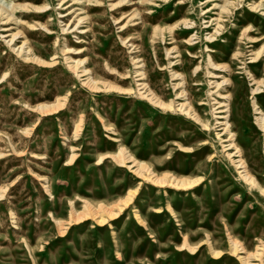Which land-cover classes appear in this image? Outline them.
I'll return each mask as SVG.
<instances>
[{
	"label": "rangeland",
	"instance_id": "374dc122",
	"mask_svg": "<svg viewBox=\"0 0 264 264\" xmlns=\"http://www.w3.org/2000/svg\"><path fill=\"white\" fill-rule=\"evenodd\" d=\"M118 1L0 0V264H264V0Z\"/></svg>",
	"mask_w": 264,
	"mask_h": 264
},
{
	"label": "bare ground",
	"instance_id": "6f19581e",
	"mask_svg": "<svg viewBox=\"0 0 264 264\" xmlns=\"http://www.w3.org/2000/svg\"><path fill=\"white\" fill-rule=\"evenodd\" d=\"M92 1H95V0H84L83 3H91ZM132 0H119L117 2V4H115L116 8H117V11L121 10L123 8L124 5H127V3L131 2ZM225 3L228 2V0H225L224 1ZM230 2V1H229ZM65 5V4H64ZM132 5V3H131ZM182 5V4H181ZM70 6H67L65 7L68 8ZM1 11L3 13H6L7 10L6 7L5 9H3L1 6ZM80 10H83L82 8ZM75 11H69V13L67 15H70L71 13L73 14ZM206 13V12H205ZM138 17L136 19H142V15L139 11H134V13L132 14V17ZM82 18H80L79 20H81ZM139 23L138 22H135L133 25L136 26L138 25ZM185 34V33H184ZM219 35V30H218V27L217 29H215V32L210 35L207 39H206V42L207 44L208 43H211L209 42L211 39L213 41H217V36ZM194 38H190L188 39L186 42H191ZM206 44L205 48L206 49H209V46ZM210 56L208 55V58ZM215 61V60H214ZM216 65V68H225V66H221L219 64H217V62L215 63ZM85 72L87 73H90V70H84ZM140 72V70L138 71ZM177 73V72H176ZM177 76H182L181 78H183V75L181 73H177L176 74ZM214 75V74H213ZM140 78L141 79H144V76H145V73L141 72L139 74ZM187 81V80H186ZM233 82V81H232ZM145 82H142V84L140 85H144ZM227 83V82H226ZM229 83H231L230 79H229ZM186 82L183 83V85H185ZM217 84V83H216ZM148 87H149V84H145L143 86V88H146L147 89V92H148ZM221 87V83L219 82L215 88H220ZM225 87V86H224ZM259 88H256L254 89L255 91H257ZM218 91V90H217ZM180 93V92H179ZM179 96H181L184 100V103L181 105V110H185L186 113H188L189 111H192V112H189V114L191 116H193L194 120H197L200 122V125L203 126L205 129H208V123L205 122V120L201 117V115H199L198 113L195 112V106H193L191 104V102H189V96H188V93L185 91V89H183L181 91L180 94H178ZM220 95L223 99L222 101L218 102V107L217 109H219L220 111L217 112V113H221L222 116L220 117L221 119L223 120H226L225 123L223 124L225 127L223 130H225L227 132V134H230V137L227 141H230L229 143V148L231 149H235V154L237 155V157L239 158L238 161H237V166L238 167L237 169L241 170L239 172L240 176L246 181V182H249L250 184H252L253 186H255L257 183H256V179L255 177L253 176V174L251 173V170H250V163L248 161V159L245 158V152L243 150V148L240 146L239 144V133H237V131H235V126H236V123H231L230 122V118L232 117L233 115V109H234V104H235V101L233 100V97L230 95V94H218ZM223 95V96H222ZM159 96V95H158ZM160 97V96H159ZM154 99V97L152 98ZM154 101V100H153ZM156 101V100H155ZM163 101V100H162ZM158 102V101H157ZM163 105V104H162ZM185 106L184 109H182L183 107ZM254 106L256 107L257 110H259V114L262 115L263 117H261V119L259 120V126L262 128V131H264V111L261 109V107L259 106L258 102H254ZM41 108V107H40ZM179 148L184 150L185 152H192L194 150H192L190 147H187V146H184L183 144H179ZM201 149H205V144H203L201 146ZM130 158V157H129ZM124 161L126 159V157L123 158ZM128 159V158H127ZM130 160V159H129ZM141 164V165H140ZM138 165V173H140V175H143V168L146 166L145 163H139L137 164ZM167 176L166 175H161V176H156L155 179H152L153 181H155L156 183H159V184H164L166 183V178ZM172 180H168L171 184L177 186V187H197L198 185H200L204 180H203V177H178V176H174L172 175ZM106 211V210H105ZM85 214V213H84ZM80 216V215H79ZM233 244H234V252H236L238 250L237 248V242L236 241H233ZM215 255H219L220 254V251H214L213 252ZM242 261H243V264H248L249 261H248V258H242Z\"/></svg>",
	"mask_w": 264,
	"mask_h": 264
}]
</instances>
